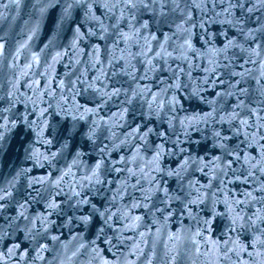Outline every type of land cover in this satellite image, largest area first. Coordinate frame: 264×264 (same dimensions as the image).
I'll use <instances>...</instances> for the list:
<instances>
[{
  "label": "water",
  "instance_id": "95a60500",
  "mask_svg": "<svg viewBox=\"0 0 264 264\" xmlns=\"http://www.w3.org/2000/svg\"><path fill=\"white\" fill-rule=\"evenodd\" d=\"M0 195L21 264H264V3L0 0Z\"/></svg>",
  "mask_w": 264,
  "mask_h": 264
},
{
  "label": "snow or ice",
  "instance_id": "6c2138e0",
  "mask_svg": "<svg viewBox=\"0 0 264 264\" xmlns=\"http://www.w3.org/2000/svg\"><path fill=\"white\" fill-rule=\"evenodd\" d=\"M127 2H128V3H131L132 0H127ZM260 2H261V3H264V0H260ZM239 6L242 8V7H243V4L240 3ZM251 10H252V9H248L249 12H250ZM97 19H98V18H97ZM201 27H203V25H201ZM229 43H231V41H229ZM189 47H191V45H189ZM237 83H239V82H237ZM241 123H242V124H246L247 121H243V120H242ZM216 135L219 136V133H216ZM97 167H99V165H97ZM249 175H251V173H249ZM248 195L251 196V193H248ZM0 199H3V196H2V195H0ZM85 202H86V201H85ZM237 203H240V201H237ZM0 207H2V206H0ZM21 215H22V214H21ZM100 215L103 216L104 213L101 212ZM238 218H241V217H238ZM88 219H89L88 217H84V218H83V220H84L85 222H87ZM108 219H111V216H109ZM241 219H242V218H241ZM233 223L235 224L236 221L234 220ZM54 239H55V237H54ZM261 243H264V241H261ZM11 252H12V249H9V253H10V254H11Z\"/></svg>",
  "mask_w": 264,
  "mask_h": 264
}]
</instances>
